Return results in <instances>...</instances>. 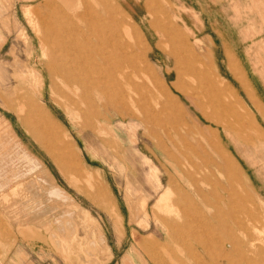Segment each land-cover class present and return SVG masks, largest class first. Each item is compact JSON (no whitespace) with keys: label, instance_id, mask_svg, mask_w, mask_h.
Masks as SVG:
<instances>
[{"label":"rangeland","instance_id":"rangeland-1","mask_svg":"<svg viewBox=\"0 0 264 264\" xmlns=\"http://www.w3.org/2000/svg\"><path fill=\"white\" fill-rule=\"evenodd\" d=\"M67 3L0 0V264H264V118L227 61L252 66L236 52L264 36V0H100L124 71L107 95L76 65Z\"/></svg>","mask_w":264,"mask_h":264},{"label":"bare ground","instance_id":"bare-ground-1","mask_svg":"<svg viewBox=\"0 0 264 264\" xmlns=\"http://www.w3.org/2000/svg\"><path fill=\"white\" fill-rule=\"evenodd\" d=\"M69 1H71V0H69ZM79 1H82V6L81 5L77 6L78 4L71 5V4L67 3L69 5L66 6V8L64 10L65 13L63 14L64 20L66 21V22H63V24L70 25V26L72 24H74V25H76V28H78L79 30H81V28H82V30H81L82 34H80V35H81L82 39H84L85 42L80 43V40H79L80 38L79 39L77 38V41L74 40L77 44L73 47V49L77 50L78 54L81 55L79 60L76 62V65H78V66L81 65L84 67V71L82 74L85 76L99 75V79L93 80V81H95V84H96L95 86L97 87V89L99 90L100 93L107 95L109 93H112L113 91L118 92L122 87V83L119 80H117L118 83H116V85H114V86H112L109 81L102 80V78H104L105 74L124 73L123 65H121V57H120V53H121L122 49H121V46L118 45V42L115 39L116 34L113 33L114 28H112V25L108 21V19L105 16H102V14L100 13L101 9L99 10V6H98V5H101L100 0H79ZM72 7H75L77 9H78V7H83L85 9L83 12L81 11V12L75 14L73 17H69L66 12L69 8H72ZM92 35L95 36V42L96 43H91L92 42V37H91ZM89 41H91L90 42L91 46H88ZM62 47L64 48L63 45H62ZM182 53H184V51ZM184 57H186V56H184ZM67 60H65V62H70ZM135 69H137V68H135ZM75 76H77V75H75ZM59 77H62L61 80L65 81V77H66L65 75L61 74V75H59ZM154 92H156V90ZM57 93H58V95L59 94L63 95V93L60 90L59 91L57 90ZM164 94L166 96V102L167 103L170 102V97L167 94V92H164ZM227 96L233 97V102H234V99H235L234 93L230 92V94ZM82 97L85 98L84 95H82ZM171 105H173V107L174 106L176 107V103L173 100H172ZM231 107H232V105H231ZM234 111H235V109H234ZM83 118H86V115L83 114ZM58 192L60 193V191H58ZM214 216H216L215 219L216 218L218 219V220L216 219V222H215V229H216V233L219 236L228 235V234H230L231 230H234L235 228H237L236 225H235V228L228 225L229 218L230 217L234 218L232 215L230 216V214H228V213L225 214L223 212H218V213H215ZM234 222H236V221H234ZM231 237H232V235H231ZM233 239H234V237H233ZM219 240H217V241H219ZM220 243H222V242H220ZM233 243H234V241H233ZM243 245H246V244H243ZM256 245H258V244H256ZM223 246H224V243H223ZM223 246H221V247H223ZM229 248H231V247H229ZM214 252H216V251H214ZM213 257H215V253L212 252L211 258H213ZM214 260L215 259L213 258V261ZM229 260H231V259H229ZM263 260H264V258H263ZM237 261H238L237 263H239V264L242 263L241 261H243V263L245 262L247 264H258V263H256L254 255H247V254L242 255L239 257V259ZM230 263H232V262H230ZM237 263H235V264H237ZM215 264H218V263H215Z\"/></svg>","mask_w":264,"mask_h":264},{"label":"crops","instance_id":"crops-1","mask_svg":"<svg viewBox=\"0 0 264 264\" xmlns=\"http://www.w3.org/2000/svg\"><path fill=\"white\" fill-rule=\"evenodd\" d=\"M120 5L122 6L123 4L120 2ZM142 23L144 24V26L146 27L149 33V30L151 29L150 26H152L153 24L152 23L147 24L145 20H143ZM141 28L143 29L142 25ZM158 36L160 37V35ZM251 45L252 46H246V50L244 54L245 57H242L243 54L241 55L239 51L236 52L237 59H239L242 66L252 65L246 67V70L244 69V72H242L240 63L236 60V58L233 57L232 54L227 53V61L228 63H229V59L236 61L237 66H239L238 69H240V74L241 76L244 77V81L243 83H241L242 89L244 90V92L248 94L251 102L255 105V107L258 108L259 112L261 113V116H263L264 118V66L262 67L263 72L261 73V75L259 72L261 71V67L258 66L260 64H264V36H260V38H256ZM231 72L234 74V76L237 75L236 73H234V71L231 70ZM31 107H32L30 108L31 114L35 112L34 114L37 117L36 123L39 126V128L42 129L43 132L54 133L55 131L57 133L60 131L58 126L51 121L52 119L49 116V114H47L45 111L39 108L38 105L36 104L32 105ZM246 113H250L251 115L249 120L245 118ZM241 116H242L241 120L238 121L237 124H234V126L236 129L240 128L242 130V134L246 135V132L244 131V128H246V124L249 123L254 127L252 112L250 111L249 108H247L246 111L243 112ZM31 126L34 128L37 127L33 125ZM228 126L231 125L229 124ZM248 138H249L248 136H244V138L242 139L248 140ZM234 148L239 155H242L240 146L236 143V141ZM151 239H152L151 237H145L141 241V248H143L145 251H147L150 254H155L156 251L153 247ZM145 243L149 244L147 245L148 249H145V247L143 246V244Z\"/></svg>","mask_w":264,"mask_h":264}]
</instances>
